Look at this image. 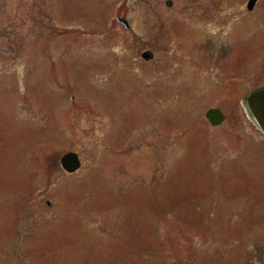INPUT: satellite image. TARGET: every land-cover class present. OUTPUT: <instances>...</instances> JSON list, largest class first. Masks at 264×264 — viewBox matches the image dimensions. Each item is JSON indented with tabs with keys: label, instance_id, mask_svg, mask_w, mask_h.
Returning a JSON list of instances; mask_svg holds the SVG:
<instances>
[{
	"label": "rangeland",
	"instance_id": "rangeland-1",
	"mask_svg": "<svg viewBox=\"0 0 264 264\" xmlns=\"http://www.w3.org/2000/svg\"><path fill=\"white\" fill-rule=\"evenodd\" d=\"M165 1L0 0V264H264V141L239 106L264 86V0H196L222 14L209 50L177 46L208 27Z\"/></svg>",
	"mask_w": 264,
	"mask_h": 264
},
{
	"label": "flooded vegetation",
	"instance_id": "flooded-vegetation-1",
	"mask_svg": "<svg viewBox=\"0 0 264 264\" xmlns=\"http://www.w3.org/2000/svg\"><path fill=\"white\" fill-rule=\"evenodd\" d=\"M172 5L173 4H171V6ZM199 6L200 5H199L198 2H196V0H184V3L182 5V9H184V11L189 10V11H191V13H182L180 15L178 14V17L183 18L182 19L183 21H184V19H187L188 21H190V20L192 21L193 19H196L197 21L204 22V23H206L208 29L205 30V32L204 31H200L199 33H198L197 30H192V32L190 30H178L177 31L178 36H176V37L174 36L175 37V43L177 44V46H178V44H182L183 47L184 46H187V47L191 46L192 48H196V46L201 45V47H204L205 49L209 50V48L207 46H205V38L207 37L206 36V32H209V34H211V35H214V34L217 35L219 33H224L225 32L224 25L220 24L221 23L220 19L222 18V14L218 15L219 19L217 20V14L215 12H213L214 10H216V4L210 3L208 5V7L205 9V12H201V13L192 12V11H194V9L199 8ZM256 7H257V3L254 5L253 9L250 10V11L247 10V7H246V11H245V13H242L241 18H242V16H245V18L249 17L250 14L255 11ZM150 17H151V15L149 14V16H147V19H146V21H147L146 25H147L148 29L145 32H146L147 37H150L152 35V32H151L152 31L151 30L152 24H151ZM115 18H116V22L118 23V25L123 27L122 30H123L124 33H126V34L135 33V30L131 26V21L128 19V15H126V16L116 15ZM119 19H122V20H119ZM236 29H237L236 31H239L237 26H236ZM166 41H168V40H165V42ZM149 42L150 43L153 42L151 37H150ZM165 42H162L161 45L163 43H165ZM163 48H165V47H163ZM223 50H225V51H219L218 53H215V55H218L217 58L220 61H224V60H227V59L231 60L232 58H236L237 59L238 56H239L238 55V56L230 57L231 56V52H230V49L228 47L224 48ZM146 51H150L152 53L151 49H149V46H147V48H145L142 52H139L138 59L141 61V63L143 65L156 64V62L158 61V57H157V55L155 56L154 53H152L153 57H152V59L150 61H144L142 59V54L144 52H146ZM211 53H212V51H211ZM211 53H209V54H211ZM178 57H179V54H177V59H178ZM166 58L167 57L161 58V60H163L161 63L167 64ZM118 59L120 61L119 56H118ZM171 63H172V65H175L176 69H178L177 74H179V69L181 67V64H178L177 61L176 62H171ZM193 64H198V62H193ZM195 66L196 65H192L191 67H195ZM200 69H202V68H200ZM165 71H166V68H165ZM212 85H213V83H212ZM248 92L249 91H247L245 94H247ZM224 117L226 119L225 114H224ZM225 119L222 122V124L225 122ZM205 121L213 129H216V128H218L220 126L219 125L217 127H213V126H211V124L206 119H205ZM123 132L124 131L120 129L119 135H118V139L119 140H120L121 137L123 138V135H124V137H127L126 133L123 134ZM145 137L151 138L149 135H147ZM144 140H147V139H144ZM142 141H143V139L141 138V140L137 143V145H148V146H146V148L149 147V145H155V143H152V141H146L144 143H141ZM162 143H163V141L160 140L159 144H162ZM263 151H264V148H263Z\"/></svg>",
	"mask_w": 264,
	"mask_h": 264
},
{
	"label": "water",
	"instance_id": "water-1",
	"mask_svg": "<svg viewBox=\"0 0 264 264\" xmlns=\"http://www.w3.org/2000/svg\"><path fill=\"white\" fill-rule=\"evenodd\" d=\"M257 0H249L247 10H252ZM167 7H171V1H167ZM122 20V19H119ZM153 54L146 51L142 54L144 61H150ZM240 108L247 122L253 127L254 131L264 140V86L257 87L249 91L239 101ZM205 119L211 126H219L225 119L219 109H209L205 114ZM60 166L63 171L72 174L81 166L79 157L76 153L69 152L60 158Z\"/></svg>",
	"mask_w": 264,
	"mask_h": 264
}]
</instances>
